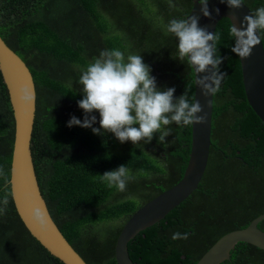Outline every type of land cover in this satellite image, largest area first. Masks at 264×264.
Instances as JSON below:
<instances>
[{"label": "trees", "instance_id": "16d2710c", "mask_svg": "<svg viewBox=\"0 0 264 264\" xmlns=\"http://www.w3.org/2000/svg\"><path fill=\"white\" fill-rule=\"evenodd\" d=\"M193 0H0V36L25 62L35 86L31 153L41 194L55 224L86 264H117L116 238L126 220L145 202L182 177L191 142V125L162 126L150 142L121 143L112 133L68 127L83 120L79 77L102 50L141 55L163 91L174 97L188 90L193 71L180 60L177 40L167 32L172 19H184ZM252 13L264 0H242ZM230 21L222 18L217 56L225 74L213 94L211 145L198 187L161 220L127 244L134 264H195L225 233L246 227L264 213V123L249 106L238 56L231 51ZM264 48V32L260 33ZM93 127L99 128V114ZM138 127V125H133ZM14 119L0 74V264H63L26 229L11 197L9 178ZM126 165V190L100 180ZM0 207L3 204L0 203ZM264 231V219L258 223ZM176 232L187 239L173 240ZM220 264H264V250L238 242Z\"/></svg>", "mask_w": 264, "mask_h": 264}, {"label": "water", "instance_id": "95a60500", "mask_svg": "<svg viewBox=\"0 0 264 264\" xmlns=\"http://www.w3.org/2000/svg\"><path fill=\"white\" fill-rule=\"evenodd\" d=\"M240 8L228 7L226 0H207L209 15L201 12L199 0H193L185 16L199 17L198 24L214 32L218 21L227 18L239 28L245 15L251 10L242 2ZM219 10L218 12L216 10ZM211 43V42H210ZM239 58L242 84L249 106L264 123V48L261 43L252 48L247 58ZM191 66V65H190ZM192 68V67H191ZM193 71V97L200 102L204 122L191 125V142L187 164L178 182L140 206L122 226L114 246L117 264H134L128 254L127 244L137 233L158 222L175 206L186 199L197 187L205 172L211 145V121L213 94L205 97L199 85H195ZM197 74L196 78L210 74ZM0 74L6 87L14 119V137L10 162L9 186L16 212L29 233L63 264H86L78 252L63 236L52 219L41 194L31 153V137L35 117L36 92L32 74L25 62L0 36ZM27 93L33 99L24 102ZM39 210L40 220L35 216ZM264 213L253 218L246 227L231 230L219 237L195 264H220L228 260L230 251L238 242H246L264 250V231L258 223Z\"/></svg>", "mask_w": 264, "mask_h": 264}, {"label": "clouds", "instance_id": "9594fccd", "mask_svg": "<svg viewBox=\"0 0 264 264\" xmlns=\"http://www.w3.org/2000/svg\"><path fill=\"white\" fill-rule=\"evenodd\" d=\"M199 3L202 14L208 16L207 0H199ZM226 3L230 8L243 5L242 0H226ZM198 20L197 16L172 19L167 25V32L176 38L179 59H186L191 65L195 72V85H199L201 94L207 97L220 90L225 74L219 71V65L224 58L216 55L221 34L200 27ZM261 32H264V7L245 15L239 28L231 25L230 35L234 40L231 51L240 58L249 57L252 48L261 43ZM209 67L212 69L210 74L196 78L197 74L207 73ZM150 72L141 55L132 54L125 58L120 50H102L79 77L83 95L77 105L83 110L84 118L80 120L72 116L67 126L90 128L97 135L112 133L121 143L130 141L136 145L142 140L150 142L157 132L160 133L159 142L163 143L170 132L166 129L162 131V126L172 122L182 126L204 122V116L197 115L202 112L201 104L195 97H189L188 90L179 97H174V87L161 91ZM21 99L28 102L33 97L25 93ZM94 112L99 114V128L93 127L97 122ZM4 175L0 168V176ZM130 179L132 177L126 165L100 175V180L106 182L109 188L115 187L120 192L126 190ZM8 202L6 195L0 201L3 204L0 214L7 211ZM34 216L40 220L39 210H35ZM187 238L188 233L176 232L172 235L173 240Z\"/></svg>", "mask_w": 264, "mask_h": 264}]
</instances>
